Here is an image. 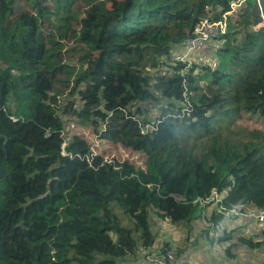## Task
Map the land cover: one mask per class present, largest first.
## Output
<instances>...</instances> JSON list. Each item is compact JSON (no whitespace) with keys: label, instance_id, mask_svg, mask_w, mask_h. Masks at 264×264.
Returning a JSON list of instances; mask_svg holds the SVG:
<instances>
[{"label":"trees","instance_id":"obj_1","mask_svg":"<svg viewBox=\"0 0 264 264\" xmlns=\"http://www.w3.org/2000/svg\"><path fill=\"white\" fill-rule=\"evenodd\" d=\"M25 3L0 0V264H125L173 249L157 246L152 209L203 220L214 245L249 235L227 213L264 210V131L242 126L264 122V0ZM205 20H227L215 62L180 61ZM65 118L142 153L145 168L69 140ZM257 230L239 245L264 250Z\"/></svg>","mask_w":264,"mask_h":264},{"label":"rangeland","instance_id":"obj_2","mask_svg":"<svg viewBox=\"0 0 264 264\" xmlns=\"http://www.w3.org/2000/svg\"><path fill=\"white\" fill-rule=\"evenodd\" d=\"M21 4L25 5V0H19ZM237 9V7H235ZM218 47L221 45L219 42ZM216 50V49H215ZM215 50L207 51L203 54H199L202 56L198 63L206 64V63H214L215 62ZM176 54L175 56H177ZM194 62V60H193ZM150 115V114H149ZM66 121V136L69 140L74 135L83 136L90 144L94 146L95 152L105 157L106 160L113 162H125L131 161L141 168H145V156L142 153H136L131 151L130 149H126L120 145H116L108 142H100L97 139V136L92 132L90 128H80L77 124L73 122H69L67 118ZM242 126L248 127L250 130H263L264 131V122H257L255 120H244L242 121ZM217 207V203L215 206L208 207L203 214L207 216H211L212 211ZM250 209H246V214H248ZM150 220L152 225V230L156 235H158V245L160 248L163 247L166 242H168V235L173 237L170 238L171 247L176 252L178 258H180L181 254L189 253L186 264H257L259 261L264 258V250L252 252L249 251L242 246L236 245L233 249H231V253L236 256L234 259H230L227 256V250L220 248L217 245H214L208 238L207 235L204 234V230H207V224L203 220H197L190 224L180 223L173 224L179 231L180 236L174 234L171 230L167 234L163 235L162 227L158 224V216L156 215L155 209L150 210ZM248 225L249 235L246 234L247 237L251 235H255L259 226L256 222H250ZM258 226H257V225ZM257 226V227H256ZM260 227V226H259ZM240 232V228L237 230ZM236 238L235 244H237L239 234H234ZM233 239V240H234ZM163 242V243H162ZM169 243V244H170ZM240 243V242H239ZM219 244V243H218ZM221 246V245H220ZM153 251V249L151 250ZM158 249H155L153 253L143 254L141 251L135 259H129L125 262V264H153L148 261V257L154 253H156ZM146 261V263H144Z\"/></svg>","mask_w":264,"mask_h":264},{"label":"built area","instance_id":"obj_3","mask_svg":"<svg viewBox=\"0 0 264 264\" xmlns=\"http://www.w3.org/2000/svg\"><path fill=\"white\" fill-rule=\"evenodd\" d=\"M235 7L238 8L239 5H233L234 10H237ZM226 31L227 20L216 23H212L209 20L203 21L194 29L192 37L185 43L184 47L178 50L177 56L179 60L189 64L198 62L202 57L199 54L215 50L219 42L222 44L220 38L226 34ZM227 216L239 217L244 225L253 221L260 227H264V210L262 209H250L248 214H246V210L240 211V209H235L227 213ZM149 262L153 264H182L174 249L166 250L163 253L158 250L156 253L150 255Z\"/></svg>","mask_w":264,"mask_h":264},{"label":"crops","instance_id":"obj_4","mask_svg":"<svg viewBox=\"0 0 264 264\" xmlns=\"http://www.w3.org/2000/svg\"><path fill=\"white\" fill-rule=\"evenodd\" d=\"M235 219V218H234ZM157 222H158V224L159 225H161V227H162V231H163V235L164 234H167L166 233V231L168 232L169 230H171L174 234H177L178 236H180V231L173 225V224H170L171 222L170 221H168V220H161V219H159L158 218V220H157ZM222 230H221V232H219V234L221 235L222 234ZM239 234V235H237V237L239 238L241 235L243 236V237H246V228H241L240 229V232L239 231H236L234 234ZM168 235V237H167V239H168V242H166V243H170L169 241H170V238L171 237H173V236H171V235H169V234H167ZM174 238V237H173ZM234 238H236L235 237V235H234ZM233 238V239H234ZM236 240L234 239L233 241H231L229 244H227V243H221V244H216L217 245V247L219 246L220 248L222 247L223 249H227V247H230L232 244H235L236 242H235ZM238 241H239V239H238ZM157 243H158V240H157ZM163 243V242H162ZM171 244V243H170ZM240 243L238 242L237 243V245H239ZM158 245V244H157ZM172 245V244H171ZM221 245V246H220ZM239 246H242V245H239ZM154 251V250H153ZM153 251H151L152 253H153ZM150 252V253H151ZM141 253H143V254H149V253H147L146 251H141ZM188 256H189V253H185V254H181V256H180V258H179V260H180V262L182 263V264H186V261H187V259H188ZM144 263H146V261H144ZM246 263V262H245ZM244 263V264H245ZM227 264H229V263H227ZM233 264V263H232ZM258 264H260V263H258Z\"/></svg>","mask_w":264,"mask_h":264}]
</instances>
